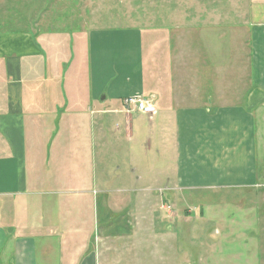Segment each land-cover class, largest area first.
I'll list each match as a JSON object with an SVG mask.
<instances>
[{
  "label": "crops",
  "instance_id": "0c3cea01",
  "mask_svg": "<svg viewBox=\"0 0 264 264\" xmlns=\"http://www.w3.org/2000/svg\"><path fill=\"white\" fill-rule=\"evenodd\" d=\"M249 2L243 26L195 7L0 35V264H195L172 192L264 185V0ZM134 94L156 112L127 110Z\"/></svg>",
  "mask_w": 264,
  "mask_h": 264
},
{
  "label": "rangeland",
  "instance_id": "374dc122",
  "mask_svg": "<svg viewBox=\"0 0 264 264\" xmlns=\"http://www.w3.org/2000/svg\"><path fill=\"white\" fill-rule=\"evenodd\" d=\"M250 6L249 0H0V35L170 23L183 12L195 19V7L212 11L202 18L243 26L253 17ZM172 193L170 201H184L180 213L190 221L179 236V263L264 264V185Z\"/></svg>",
  "mask_w": 264,
  "mask_h": 264
},
{
  "label": "built area",
  "instance_id": "2783aa9c",
  "mask_svg": "<svg viewBox=\"0 0 264 264\" xmlns=\"http://www.w3.org/2000/svg\"><path fill=\"white\" fill-rule=\"evenodd\" d=\"M123 102L126 105L127 110L136 109L147 115H152L156 112L153 103L142 95L134 94L127 96L123 99Z\"/></svg>",
  "mask_w": 264,
  "mask_h": 264
}]
</instances>
